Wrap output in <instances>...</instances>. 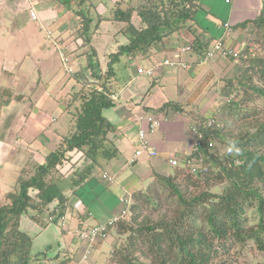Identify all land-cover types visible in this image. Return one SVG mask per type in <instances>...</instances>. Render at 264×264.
<instances>
[{
	"label": "trees",
	"instance_id": "trees-1",
	"mask_svg": "<svg viewBox=\"0 0 264 264\" xmlns=\"http://www.w3.org/2000/svg\"><path fill=\"white\" fill-rule=\"evenodd\" d=\"M72 1L77 3L73 28L63 41L60 36L57 39L62 44L67 42L64 47L69 54L84 58L80 68L87 66L93 80L84 82L76 73L71 75L81 84L65 106L73 114L72 129L67 134L57 129V146L46 147L40 160L32 155L27 162L30 167L18 169L15 183L4 192L5 200L0 202V264H64L72 258L45 263L51 259L54 247L34 250V238L21 228V217L29 214L44 228L50 224L63 227L61 217L69 218L74 197L87 204L96 198L89 196L90 183L103 179V162L119 155V147L110 138L117 126L104 111L119 103L112 95L122 89V80L129 79L119 74L122 57L128 59L125 67H129L156 52L180 51L186 45L190 53L201 56L215 40L197 20L201 0H141L127 8L121 6L122 0H112L114 7L99 15L96 25L91 21L90 7L98 4L94 0ZM86 3L90 7L83 8ZM135 13L142 20L141 26L133 23ZM103 20L122 21V32L129 42L112 51L107 67L98 73L94 62L98 50L93 38ZM250 25L257 36L255 49L250 52L248 43L236 60L242 57L235 63V73L225 78L227 97L220 117L215 116L217 122L208 126V115L191 114V124L203 133L202 146H193L187 155L180 154L181 163L170 165L172 172L166 174L156 168L155 161L148 162L153 168L145 180L149 182L129 193L125 217L111 227L116 228V239L124 235L126 239L123 244L115 239L110 264H240L244 248L253 246L264 252V2L256 17L235 23L233 28L246 30ZM182 28L192 35L181 39ZM172 38L177 42L168 43ZM68 40L76 44L70 47ZM162 67L156 65L160 73ZM152 78L146 95L157 83L155 75ZM184 104L169 99L158 109L183 112ZM235 122L241 123V128L233 136L224 127ZM231 138L238 143L240 155L222 157L213 151L217 140L228 148ZM211 141L215 143L210 145ZM144 156L130 166H136ZM190 160L192 164H186ZM219 183L224 186L220 192H213L212 186ZM102 184L108 189L110 182ZM253 213L258 216L256 222L252 221ZM83 223L81 220L76 229ZM73 237L83 243L77 233ZM71 245L67 250L73 253ZM60 252L55 257L59 258Z\"/></svg>",
	"mask_w": 264,
	"mask_h": 264
},
{
	"label": "rangeland",
	"instance_id": "rangeland-1",
	"mask_svg": "<svg viewBox=\"0 0 264 264\" xmlns=\"http://www.w3.org/2000/svg\"><path fill=\"white\" fill-rule=\"evenodd\" d=\"M59 1L61 3L64 2V8L67 11H60V14H65V19L52 25L53 37H57L58 27H63V24L61 25V23L66 22V20L71 22V16H73L74 10L77 9V3H74L72 0H70L69 3H67L68 0ZM101 1L105 2L106 4L112 3V0ZM235 1L236 0H232V4L225 5L224 0H218L216 5L223 4V7L227 9L233 7ZM239 1L240 0H237V2ZM242 1L244 5L242 4L240 6V10L237 16H235L236 19L241 21L248 17H256V0ZM55 3L57 4V1H55ZM86 7H90V5H87V3L84 4L83 8ZM236 7L237 5L235 8ZM90 8L92 16L91 21L93 20V25H96V23H98V16L105 15V12L102 10V8L98 10L95 6ZM51 12H53V14L55 13L54 10H51ZM7 20H0V38H3L4 42H0V202L5 200L4 192L15 183L19 174L18 169L23 168L25 165L28 168L30 167V164H27V162L32 155V158L35 156L34 160H40V154L43 155L45 153L46 147L54 148L57 146L58 136L57 133H55L56 130L58 129L63 134H67L72 129L73 114L67 112L65 106L67 107L68 105L71 93L77 92L81 87V84L78 82L75 76L71 75L76 73L84 82L93 80L91 70L87 68V66L80 68L79 65H72V73L66 71V63L61 60L59 52L55 46L50 47L49 49L51 58L48 62L37 60L35 56L37 53L32 54V52H30L31 43L37 38L44 37V35H42V28L40 26H35V23H29L26 26H22L21 30H17V36L10 38V33L14 34L16 27L9 26V21ZM48 21V18H44L45 24L48 23ZM201 23L205 28L206 26L203 24V21ZM111 24H113V22ZM72 28L73 25L70 27L69 31L72 30ZM248 29H252L253 32L250 31L249 34ZM248 29L242 30L239 28L236 31L234 29V32L231 33V36L234 38L241 36V38L239 37L233 46L229 47L232 48L235 53L237 52V55H239L237 57L232 56L233 58H230L224 56L219 57L215 55L212 58L214 61L211 60L203 66L200 62L199 64L192 66L190 69L182 67H177V69H175V67L164 65V59L166 56L176 60L178 58L177 52H182V50L173 51L168 49L167 52H156L157 54L151 58L138 59V64H136L137 68L135 66L136 72L138 68L143 69V67H145L143 65H146L147 67L151 66L154 68L155 72H157L156 65L158 63H160L165 69V73H162L161 75H155V72L153 73V75H155L156 79L158 80V84L154 86L150 94H147L144 104L148 103L151 107H155L157 105H162L165 98L176 101L184 100L183 103H185V107L182 113L186 115L190 121L191 114L193 112L206 114L209 117H220L219 113L221 106L227 97L225 94L227 83L225 78L231 77L235 73V63L240 62L242 57L239 61L236 60L240 58L242 49L248 43L251 44L249 50L250 52H254L255 49L253 46L257 37L255 29L252 25H250ZM181 30V39L192 35L187 28H182ZM68 32L67 35L69 34ZM104 33L107 34L106 36L112 34L109 33V30H105L103 27V32L96 34L97 39L96 42H94L95 45L99 46L105 44L104 40L98 42L100 36H105L103 35ZM58 37L61 38V41H63V38H65L61 35H58ZM205 37L206 34H204V38ZM171 41L177 42L176 38H172L170 41H168V43H171ZM68 43L70 47L76 44L75 41L71 40H68ZM63 45H67V42H63ZM102 60V55L101 57L98 55L97 61L94 60L95 68L97 69L98 73L101 70L104 71V69L101 68ZM84 61V58L81 57V62L84 63ZM125 61L128 63V59L124 56L121 59V62L124 64L121 65L119 74L123 75L124 78L126 76L129 78L130 72L125 68ZM97 63H99V65ZM35 66L38 68L35 69ZM215 66L217 67L215 68ZM61 72H63L62 78L52 82L54 75H61ZM39 74H41L40 77L42 78L41 83L37 85V81L34 83L32 81H34L35 78L39 76ZM141 75L142 83L138 86V90L135 92L136 94L134 99L135 101L138 100V103L136 102L134 104L138 106L141 103L140 101H142V97L144 95L146 96L145 91L151 85V81L153 79V75ZM128 81L129 79L127 82ZM127 82L122 80L119 85H125ZM25 83H27V88H25ZM30 86L33 89L28 93L27 96L26 91L30 89ZM144 86L145 88H143ZM130 88H132V85ZM130 88L128 90H130ZM24 89L27 90L24 91ZM15 90L16 93L23 92V95L17 96L15 98L13 94L15 93ZM183 93L187 94V99H184L185 96ZM81 102L79 104H81ZM72 108L75 109V106L72 105ZM170 113L173 114L172 112ZM240 128L241 123L235 122L225 125L224 130L225 132H232L233 136H235ZM187 134H190V142H192L194 139L193 136L189 132H187ZM2 140H4L3 144L1 142ZM231 140L232 138L229 139V141ZM215 145L217 147H215L213 151L217 154H220L221 156L225 155L227 145L224 142L218 140L216 141ZM157 151L159 152L158 156H162V161L165 163H163L162 167L158 166L156 168L158 170H163L166 174L172 172L173 167H171L169 164L168 155L161 154L162 152H160L158 148ZM124 154H126V151H124ZM78 157L79 154L76 155L77 159ZM120 157L121 156H119V158ZM7 159L9 161H7ZM103 167L109 169V166L106 162H103ZM222 186H224L222 183L213 185V192H220ZM68 192H70V190H68ZM124 194V190L119 185H113L112 183L110 184L108 191H104L103 194L97 198L96 205H101L103 210L107 209L109 216L112 215V211H114V214H121L123 211L128 210V207L130 206V201L127 199L129 195L127 197V195L124 196ZM119 197L124 198L125 200H120L118 199ZM95 207L96 206L93 205L92 210L95 209ZM78 209H82V207H78ZM108 215L105 217H108ZM127 217H129V214H127ZM257 219V214L253 213L252 221L256 222ZM97 220H99L98 217L91 218L92 222ZM37 223L38 222L33 220L29 214L25 213L21 217V228L34 238V250H40L50 245L52 248L54 247V250L57 252L58 238L56 235L53 237V233H51V230H56V227L50 225L46 230L44 229L43 232L37 235ZM65 227L70 228L72 231L76 229L75 226L70 225V222H67ZM115 229L116 228L113 227L108 233V237H106L104 240H99L96 242L99 243L101 241V244L88 252V260H84L82 258L83 254H86L87 251L86 245L82 242L78 243L76 239H74L75 243L71 245V251H73V253L69 252L67 249H64L66 248L64 245L68 244V240H66V242L62 244L64 246L62 249L64 250L59 253V257L62 259L63 257L72 256L73 259L70 262L71 264H110L112 247L114 246L113 244L116 243L115 239L117 237ZM75 233L76 232L71 234L75 235ZM71 238L72 236L70 235L69 240H71ZM125 239L126 236L124 235L120 237L119 240H116H118L120 244H123ZM52 260L58 261L59 259L55 258V256H52L50 260L46 259L45 263H51ZM239 263L264 264V252L258 251L253 246H248L244 248V251H242L241 257L239 258Z\"/></svg>",
	"mask_w": 264,
	"mask_h": 264
},
{
	"label": "crops",
	"instance_id": "crops-1",
	"mask_svg": "<svg viewBox=\"0 0 264 264\" xmlns=\"http://www.w3.org/2000/svg\"><path fill=\"white\" fill-rule=\"evenodd\" d=\"M55 1H57V4L55 3ZM249 1H252V0H249ZM140 2L141 0H122L121 6L123 8H127L128 6H136ZM217 2L218 0H201V7L197 13V20L199 21L201 25H202L201 22L203 21V24L206 26L205 28L208 30L207 33L208 34L210 33L209 35L214 36L215 41L220 39L224 42L226 46L231 47L234 45V43H236L239 37L241 38V36L237 38H234L231 36V33L234 32L233 25L235 23H238V22H241L247 19L245 18L240 21L236 19L235 17L237 16L240 10V6L242 4L244 5V3L242 0H240L239 2H237L236 0L233 7L225 9L223 7L224 6L223 4L216 5ZM256 2L257 3L255 5V8L257 10V15H258L260 13L264 0H256ZM95 3L98 4L96 8L98 10L102 8V10L106 14L110 11L112 7H114L112 6V3L106 4L105 2H102L101 0L99 1L95 0ZM224 3L225 5L232 4V0L229 3H227L226 0H224ZM236 5L237 7L235 8ZM28 7H29L28 0H0V20L8 19L7 20L9 21L8 25L16 27L14 31L15 35L13 33H10V38H14V36H17V30L18 29L21 30L22 26H26L29 23H35V26H40L42 28V35H44V37L37 38L34 42L31 43L30 52H32V54L37 53V55H35L37 60H41L42 62L44 61L48 62L49 59L51 58L49 49L50 47H54L56 45L54 44L51 38L47 37L46 30L47 29L53 30L52 29L53 24L63 21L65 19L64 18L65 14L64 15L60 14V11L64 12L67 10L64 8V3H61L59 0H44V1L41 0V3L37 7L39 19L32 20L27 12ZM51 10H54L55 13L53 14ZM44 18H48L49 20L48 23L45 24ZM248 18H254V17H248ZM75 20L76 18L74 17V13H73V16H71L72 23L70 21L68 22L67 20L66 22H64L65 24L61 23V25L63 24V27L62 28L58 27V34H57V37L55 38H58V35H61V34L63 35V37L66 38L68 30L74 24ZM132 20H133V23L137 27L142 25V20L136 13L134 14ZM112 22L113 24H111ZM225 23L230 24L231 29H232L230 33H227V30L224 26ZM100 24L101 25H99L94 35L93 44L98 49L99 57H101L102 55L103 60L101 62V66H102L101 68L105 69L108 65L109 54L112 51L117 50L120 44H126L129 42V40L126 34L122 32V29L125 25L122 21L103 20ZM103 27L105 28V30H109V33H112V34L106 36L107 34L104 33L103 35L105 36H100L98 42H100L101 40H104L105 44L97 46L94 43L96 42V39H97L96 34L103 32ZM0 42L4 43L3 38H0ZM60 46L63 48L65 45L60 43ZM55 48L58 50L59 56H60L59 48L58 47H55ZM63 50H65L66 52V47H64ZM177 53H178L177 59H183L188 62V64L190 65L188 69H190L192 66L195 65V64H192V62L196 61L197 57L199 56V55L197 56L196 54H193L190 52H177ZM67 54L70 56L72 65H79V66L82 65L83 62H81V57L76 56V53L74 54L67 53ZM167 57L168 56H166L165 58ZM136 62L137 61H134L135 64L132 63L129 65V67H125L130 72L129 81L127 82V84L122 85V89L118 92L119 103L115 105L114 107L110 109H106L104 111V114L108 118H110V120L117 126L116 131L110 134V138H111V141L116 142L117 146L119 147V155L115 157L114 159L106 162L109 166V169H106L105 172L109 173L111 176L115 178L113 185H119L124 190V192H127L126 194L127 197L128 195H130L129 193H131V191L134 188L141 187L145 182L146 183L149 182L145 180L147 179L149 173L153 169L148 163L150 162V160L155 161L157 163V166H160V167H162L163 163H165L164 161H162V158H161L162 156L160 157V155L158 157L157 156L151 157V156L146 155L142 158V160L136 166H130V164L128 163L129 158L133 155L135 148L138 146L137 134H138L140 126L135 121L137 117L148 118L150 116H153L154 118L158 119V121L161 122L159 129L156 130L154 133H150L148 135V138L150 142L152 143V145H154L156 148L160 150V152H162L161 154L168 155V160L172 157L179 158L180 154H183V155L189 154L192 147L194 146V141H195V134L192 132V124L189 118L186 115H184L182 112L175 111V112H172L173 114H171L170 113L171 111L170 112L167 111L168 112L167 113V112H162L160 109H158L162 105L151 107L148 103L144 104L147 98V95L146 96L144 95L142 97V101H140L141 103L139 106L134 105L136 102L138 103V100L136 101L134 100L135 94H136L135 92H137L138 86L142 83L141 82L142 75L136 72L135 66L136 64H138ZM143 66H145L144 68H152L151 66L150 67H147L146 65H143ZM216 67L217 66H215V68ZM36 68L38 67L35 66V69ZM161 71L165 73L164 67H162ZM157 74L158 75L162 74L159 72V69L157 70V72H155V75ZM40 76L41 74H39V76H37V78H35V80L32 82L34 83L35 81H37L36 82L37 85L41 83L42 77ZM62 76H63V72H61V75H58V76L54 75V77L52 78V82H55L56 80L62 78ZM25 84H26L25 88H27V83ZM131 85H132V88H130ZM129 88L130 90H128ZM143 88H145V86ZM32 89L33 88L31 86L29 90L24 89V91L27 90L26 91L27 96H28V93ZM13 94L16 98L17 96H22L23 92L16 93V90H15V93ZM183 94L185 96L184 99H187L188 98L187 94L186 93H183ZM167 100L169 99L165 98L163 101L166 102ZM183 101L184 100H180V102H183ZM166 115L168 117H166ZM187 132L191 133V135L193 136L194 139L192 140V142H190L191 136L190 134H187ZM3 141L4 140L1 141L2 144L4 143ZM0 148H1V144H0ZM124 151H126V154H124ZM119 156L121 157L119 158ZM7 161L9 160L7 159ZM103 182L107 183L108 181L104 179H96L92 183H90L91 190H90L89 196L92 199V197L96 195V198L94 199L92 203L87 204V202L84 203L80 199H76L77 201L74 200L76 197L73 198V200L71 201L72 207L70 211L68 212L69 213L68 223L70 222L71 226L77 227L81 220L82 222L85 221V218L87 219L85 223L94 224L97 222L107 220L113 215H116L114 214V211H112V215L109 216L107 213V209L103 210L101 205L99 206L96 205L98 196H101L104 191H108V189L110 188V185L108 189L103 188L102 187ZM118 199L121 200L120 197ZM93 205H95L96 207L95 209L92 210ZM78 207L80 208L82 207V209H78ZM81 214L83 215L82 217H81ZM106 215H108V217H105ZM92 217H98L99 220L92 222L91 221ZM37 225H38V229H36V233H38L37 235L43 232L44 229L46 230L50 225H53L56 227V230L52 229L51 233H53V237L56 235V237L58 238V241H57L58 251L56 252L54 249H52V251H50L52 253L49 254L50 256H56L57 255L56 253L63 251L64 249H67V247L70 244L75 243L74 237L71 234V233L74 234L75 229L74 231H72L68 227H65V226L62 227L61 224H57V225L50 224L45 228L41 227L38 223ZM59 235H60V238H59ZM70 235L72 236L71 240H69ZM66 240H68V244L64 245L66 246V248H64L62 244L65 243ZM100 244H101V241L97 244V246H99ZM57 259L61 260L60 257ZM71 260L72 258L64 264H71L70 263Z\"/></svg>",
	"mask_w": 264,
	"mask_h": 264
},
{
	"label": "built area",
	"instance_id": "built-area-1",
	"mask_svg": "<svg viewBox=\"0 0 264 264\" xmlns=\"http://www.w3.org/2000/svg\"><path fill=\"white\" fill-rule=\"evenodd\" d=\"M29 1V7L27 8L28 15L32 20H38L39 15H38V5L41 3V0H28ZM231 0H226V2H230ZM227 33H230L232 31L231 26L229 23L224 24ZM47 37L51 38L54 44L59 48L60 51V57L61 60L66 63V68L65 70L72 73V64H71V59L70 56L63 50V48L60 46V42L57 38L53 37V32L51 29H47ZM182 52H188L190 51L189 46H184L182 47ZM224 56L228 57L231 55L237 56V52L233 49L227 48L222 40H218L213 46L210 47L209 50H207L199 59V63L201 62L202 64H206L209 62L213 56ZM164 65L170 66V67H182V68H189V64L187 61L183 59H172L170 57H167L164 59ZM138 74H147L152 76L154 73L153 68H138L137 69ZM119 94H113L112 99L114 101L119 99ZM167 119V118H166ZM139 125V133H138V146L135 148L133 155L129 158L128 163L133 164L136 160H138L141 156L148 155V156H158L159 152L157 151V148L152 145L150 142L148 135L150 133H154L158 127H160L161 122L158 121V119L154 118L153 116H150L148 118L144 117H137L135 120ZM216 117L212 116L208 119V126L213 125L216 123ZM220 125V124H218ZM192 132L195 134V141H194V146L196 149L201 148L202 146V137L203 133L198 130L194 125H192ZM215 141H211L210 145H213ZM169 163L171 166H178L181 163V159L177 157H172L169 159ZM186 164H192V161H186ZM101 177L103 179L108 180L110 183H113L115 181V178L111 176L107 172L101 173ZM127 194L125 192L124 196ZM123 197V196H121ZM121 200H125L124 198H121ZM126 215V211H123L121 214H116L110 217L107 220L98 222L96 224H88V223H83V225L79 228L76 229V233L83 241V243L86 245L87 251L86 254H83V259L88 260V252L93 249V245L99 241V240H104L106 237H108L109 230L111 229L112 226H114L119 219L124 218ZM63 226H66L68 222L67 216L61 217Z\"/></svg>",
	"mask_w": 264,
	"mask_h": 264
},
{
	"label": "clouds",
	"instance_id": "clouds-1",
	"mask_svg": "<svg viewBox=\"0 0 264 264\" xmlns=\"http://www.w3.org/2000/svg\"><path fill=\"white\" fill-rule=\"evenodd\" d=\"M220 40V39H219ZM218 40H214V42L212 43V45L211 46H213L216 42H217ZM223 42V41H222ZM223 44H224V42H223ZM225 45V44H224ZM187 46V45H186ZM226 46V45H225ZM184 47V46H183ZM227 48H229L228 46H226ZM230 49H232V48H230ZM188 52H190V51H188ZM203 55V54H202ZM201 55V56H202ZM201 56H198L197 57V59H196V61H197V63L199 64V59H200V57ZM232 56V55H231ZM219 57H221V56H219ZM223 57V56H222ZM207 64V63H206ZM206 64H202V65H206ZM189 67H190V65H189ZM240 153H241V149L239 148V146H238V143L236 142V141H234V140H231V141H229L228 142V148H227V151H226V153H225V155H233V154H235V155H240Z\"/></svg>",
	"mask_w": 264,
	"mask_h": 264
}]
</instances>
